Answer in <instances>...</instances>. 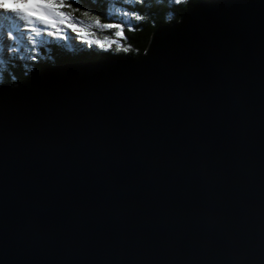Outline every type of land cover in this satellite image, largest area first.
Wrapping results in <instances>:
<instances>
[{"label":"water","instance_id":"obj_1","mask_svg":"<svg viewBox=\"0 0 264 264\" xmlns=\"http://www.w3.org/2000/svg\"><path fill=\"white\" fill-rule=\"evenodd\" d=\"M0 264H264V0L0 85Z\"/></svg>","mask_w":264,"mask_h":264},{"label":"trees","instance_id":"obj_2","mask_svg":"<svg viewBox=\"0 0 264 264\" xmlns=\"http://www.w3.org/2000/svg\"><path fill=\"white\" fill-rule=\"evenodd\" d=\"M203 1L206 0H188L187 3L182 0L179 5H176L174 0H75L70 8L65 7L62 10L71 13L69 23H74L80 30L85 28V31L76 33L75 41H65L48 36L46 32L43 33L49 43L38 50L39 59L35 61L25 60L23 53L15 57L0 55L2 58L0 59V85L7 84L9 87H15L45 67L101 60L119 55L136 57L146 50L150 36L157 27L173 24L181 14ZM64 3L67 5L68 0H64ZM78 5L80 7H77ZM88 9L91 10L88 11ZM169 13H171L170 18H168ZM133 14H141L143 18L137 20ZM129 21L135 26L134 30L129 29ZM118 23L121 24L118 29L122 31L123 37H126V40L119 39L121 44L117 45L120 46V50H117L118 47L114 43L104 48L87 44L81 36L96 34L102 38L115 37L116 28L108 30L104 25ZM115 39L118 38L115 37ZM66 43L71 46L64 47Z\"/></svg>","mask_w":264,"mask_h":264},{"label":"snow or ice","instance_id":"obj_3","mask_svg":"<svg viewBox=\"0 0 264 264\" xmlns=\"http://www.w3.org/2000/svg\"><path fill=\"white\" fill-rule=\"evenodd\" d=\"M181 2L182 0H174L176 5ZM183 2L187 3L188 0H183ZM73 3L75 0H68L67 5L64 0L60 2L57 0H0V50L6 51L12 57L23 53L25 60L35 61L39 59L38 50L49 43L43 33L46 32L48 36L65 41H75L77 37L69 33L68 29L70 28L72 33H79L82 30L78 29L74 23H68L71 13L62 10L65 7L70 8ZM133 15L137 20L143 18L141 14ZM170 17L171 13L168 14V18ZM22 22L30 27L29 32L21 30ZM38 25L44 27L41 28ZM62 25L66 26L61 27ZM128 26L130 30L135 28L130 21ZM104 27L110 30L120 28L121 24H105ZM114 36L118 39L113 43L118 44L119 39L126 40L122 31H116ZM97 43L103 48V44L99 41ZM70 46L67 43L64 45L66 48ZM117 50H120L119 47Z\"/></svg>","mask_w":264,"mask_h":264},{"label":"rangeland","instance_id":"obj_4","mask_svg":"<svg viewBox=\"0 0 264 264\" xmlns=\"http://www.w3.org/2000/svg\"><path fill=\"white\" fill-rule=\"evenodd\" d=\"M65 26L66 25H62L61 27H65ZM38 27L43 28L44 26L38 25ZM21 30L25 31V32H29L30 27L27 26L25 22H22V29ZM81 30L85 31V28H82ZM115 30L120 31V29H118V28H116ZM68 32L71 33L73 36H75V34H76V33H72L70 28L68 29ZM81 36L83 37V40L85 42H87V44H94L97 47L98 46L100 47V44L97 43V41H99L101 44H103V48L107 47V45L113 43V41L116 40L115 37H113V36L102 38V37H98V35H96V34H86V35L82 34ZM114 44L117 45V43H114ZM118 44H121V42H119ZM117 47H120V46L117 45ZM122 47L125 48V46H122ZM0 55H9V54L6 51L0 50ZM0 59H2L1 56H0Z\"/></svg>","mask_w":264,"mask_h":264}]
</instances>
